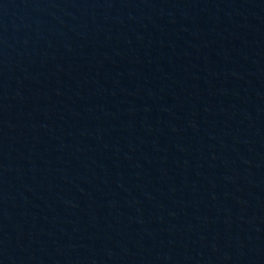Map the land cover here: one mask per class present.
I'll list each match as a JSON object with an SVG mask.
<instances>
[{
	"label": "water",
	"instance_id": "1",
	"mask_svg": "<svg viewBox=\"0 0 264 264\" xmlns=\"http://www.w3.org/2000/svg\"><path fill=\"white\" fill-rule=\"evenodd\" d=\"M0 264H264V0H0Z\"/></svg>",
	"mask_w": 264,
	"mask_h": 264
}]
</instances>
